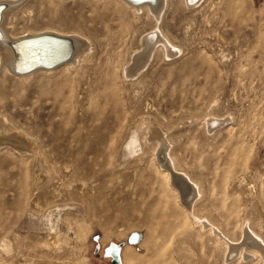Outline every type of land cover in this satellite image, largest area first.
<instances>
[{
    "label": "rangeland",
    "instance_id": "374dc122",
    "mask_svg": "<svg viewBox=\"0 0 264 264\" xmlns=\"http://www.w3.org/2000/svg\"><path fill=\"white\" fill-rule=\"evenodd\" d=\"M197 1L169 0L163 30L181 50L167 57L159 48L133 81L121 71L153 25L145 10L117 0L14 4L4 19L14 37L54 26L94 43L106 37L96 32L103 14H115L107 25L123 32L104 98V87L88 85L91 71H0V135L26 134L48 167L41 178L33 156L0 146V264H260L231 253L228 261L225 240L198 219L233 241L248 222L264 240V0ZM211 114L226 121L212 130ZM105 116L121 123L102 128ZM143 120L167 133L176 171L200 185L195 216L156 161L157 140L121 160L129 129Z\"/></svg>",
    "mask_w": 264,
    "mask_h": 264
},
{
    "label": "bare ground",
    "instance_id": "6f19581e",
    "mask_svg": "<svg viewBox=\"0 0 264 264\" xmlns=\"http://www.w3.org/2000/svg\"><path fill=\"white\" fill-rule=\"evenodd\" d=\"M6 1L7 3H4L2 0L0 1V3H4L6 5L5 9L1 11L2 16L0 18V71H9L11 74L19 77H27L40 71L50 72L60 68L72 69L75 72H81L83 74H86L87 71H91V82L88 83L86 81L85 83H88L90 88L104 87L102 92L103 95L99 93L97 94L98 97L104 98V93L106 90H113L112 84L113 81L117 78V72L115 70V65L110 63L108 59L111 57V59L113 60L115 52L117 51L118 53V47L122 42L123 32V28L120 24H118V22L112 23L113 29L111 32L108 29L110 28L109 25L111 23L107 25L109 23L107 21L109 19H116L117 17L115 14L113 15L115 17L113 18L112 16H108L109 14H103L99 17V19L103 20L104 22L102 23L100 29H96V32H100L101 34L103 33V35L106 37L102 39L101 37H98V35H95V37L97 36V39L94 43L96 45H100L104 49V52L101 54L102 56L97 57L95 48L93 46L94 43L88 37L82 36L81 34L73 31L59 29L54 26H41L40 28L37 27L28 29L23 32L24 34L21 33V36L14 37L17 33L11 31V29L13 28L12 25L11 27H4V19L6 16L13 13L11 12L13 11L12 8L16 7L14 4H16L19 0H16L15 2H13V0ZM117 1H119L118 3L123 5V9L124 7H129V9L132 8L131 10L134 9L135 11L139 12L145 10L147 16L153 21V25L149 28V30L138 36L139 45L136 49L131 48L133 50L130 51L128 61L122 67L121 71L122 76L126 79H140L143 71L150 66L151 62L155 58L156 51L159 48L165 51L167 57H171L174 54L179 53L181 50L178 46L172 43L169 36L163 30V20L165 17L164 10L165 8H168L169 0H148V2H143L140 4L131 3L127 0ZM183 1L185 5H192L196 2V0ZM11 5L14 6L11 7ZM139 17L140 15H138V18ZM67 21L70 24L76 25L73 17H69ZM6 33H8L9 36ZM42 33H54L59 36L70 37L76 45L75 52L72 58L66 63L59 64L49 69L38 68L29 71V69L32 68L33 64L36 61L39 62L40 59L47 60L50 57L49 55L51 52L52 56L54 57H59L61 55L66 56L67 54H69L68 47L64 42L54 43L47 40H40L38 41V44L36 46H32L31 48L27 47V43L25 42H14L16 39L22 38L24 36L37 35ZM6 36L9 37V39ZM117 48L118 50H116ZM116 56H118V54ZM116 56L115 59L117 58ZM14 64L16 69L14 68ZM117 105L118 102H115L114 107L116 108ZM100 111V114L103 115L104 108L101 107ZM206 118V125L210 126L212 130L226 121V117H219L212 114ZM117 119L115 117L111 118L108 116L101 118L100 121L102 124V128L111 126L112 124L114 125L116 123L120 124L121 122ZM129 130V135L122 143L120 148L121 150L119 153L122 157L121 160L123 161V159L125 160L126 158H128V156L130 157L131 154H135L138 142L141 143V146L143 144L151 142L153 139L157 140V148H155L157 149L156 161L158 162L160 167L163 168L164 171H166L169 177L170 185L176 190L179 202L186 209L191 211L195 216V202L199 197H201L202 194L200 185L197 184V182H195L188 174L176 171L174 159L170 156L169 153V149L172 143L167 136V133L158 128V125H156V123L149 120H143L142 122L136 123ZM102 140L103 137L100 138L101 142ZM4 144L9 145L10 148L22 155H28V157L33 156L35 170L39 177L43 178L48 175L46 158L43 154L40 153L35 140L30 139L26 134L20 131L13 133L11 137L7 135H0V146ZM139 150L137 151L139 152ZM162 153L167 154V157L166 155H164V157L163 155L161 156ZM36 173L35 175H37ZM183 199L185 200V202L183 201ZM198 220L202 223V225L204 224L203 227L209 226L210 230L215 235L225 240L229 248L227 260L229 254L231 253L229 260L239 258L241 261L249 262L251 257H258L260 259V264H264V240L248 225V222L244 223V225L242 226L239 240L233 241L226 238L224 233L216 226L211 224L208 220Z\"/></svg>",
    "mask_w": 264,
    "mask_h": 264
},
{
    "label": "water",
    "instance_id": "95a60500",
    "mask_svg": "<svg viewBox=\"0 0 264 264\" xmlns=\"http://www.w3.org/2000/svg\"><path fill=\"white\" fill-rule=\"evenodd\" d=\"M131 3H143V2H148V0H127ZM6 5L4 3H2V5H0V15H2V12L4 9H5ZM40 40H47V41H50V42H54V43H58V42H64L67 47H68V50H69V54H67L66 56H59V57H54L52 56V53H50V60L49 58L47 60H42L40 59V61H36L32 68L29 69V71L31 70H34V69H38V68H52V67H55L59 64H62V63H66L67 61H69L74 52H75V48H76V45L75 43L73 42V40H71L70 37L68 36H59V35H56L54 33H42V34H37V35H30V36H24L22 38H19V39H16L14 42H25L27 43V47L31 48L32 46H36L38 44V41ZM38 48H39V45H38ZM35 51V50H34ZM52 56V57H51ZM14 68H15V64H14ZM16 69V68H15ZM183 201L185 202V200L183 199Z\"/></svg>",
    "mask_w": 264,
    "mask_h": 264
}]
</instances>
